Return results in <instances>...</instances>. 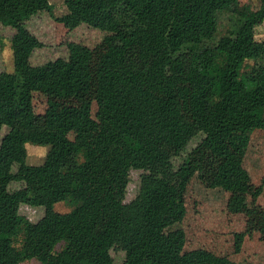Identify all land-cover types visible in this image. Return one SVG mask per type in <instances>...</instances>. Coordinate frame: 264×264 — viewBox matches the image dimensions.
<instances>
[{
  "label": "trees",
  "instance_id": "obj_1",
  "mask_svg": "<svg viewBox=\"0 0 264 264\" xmlns=\"http://www.w3.org/2000/svg\"><path fill=\"white\" fill-rule=\"evenodd\" d=\"M260 1L253 10L241 0H65L57 16L50 0H0V24L15 30L14 71L0 73V134L9 128L0 144V264H237L184 251L177 224L194 177L227 192V209L245 216L237 244L255 233L264 243L263 187L243 166L264 104ZM44 11L103 39L92 48L69 42L66 57L33 65L43 44L26 23ZM27 143L50 146L44 163L27 162ZM133 170L139 186L127 200ZM60 201L72 209L55 210ZM22 203L42 217L21 214Z\"/></svg>",
  "mask_w": 264,
  "mask_h": 264
},
{
  "label": "rangeland",
  "instance_id": "obj_2",
  "mask_svg": "<svg viewBox=\"0 0 264 264\" xmlns=\"http://www.w3.org/2000/svg\"><path fill=\"white\" fill-rule=\"evenodd\" d=\"M54 6V13L61 16L68 9L65 0H50ZM242 5H247L257 10L260 0H241ZM27 29L43 46L36 50L31 58L33 65H43L49 61L64 58L68 55V43L77 42L90 48L97 46L103 39V31L86 23H82L75 29H68L63 23L55 20L48 12H40L26 23ZM15 30L0 24V36L3 39L0 44V73L14 71L13 50L11 39ZM256 39L264 40V22L256 28ZM119 53L118 49L111 51V56ZM33 105L36 113H44L47 108L45 97L35 93ZM97 109L93 105V113ZM259 128L252 132L250 142L244 156V168L248 172L250 182L256 186H262L263 192L258 203L264 206V104L256 113ZM0 134L2 137L9 128L4 126ZM50 146L34 145L27 143V162L32 165L44 163ZM16 166L13 167V170ZM130 184L126 197L131 200L135 197L139 186L140 172L133 170L130 174ZM23 183H13L11 188L23 186ZM229 194L219 189H209L203 186L197 178H192L184 194V216L177 224L185 232L184 251L205 249L215 256L227 257L237 264H264V243L257 233L245 235L242 243H236V234L245 231V216L232 213L227 209ZM54 209L66 213L72 206L66 201L57 202ZM21 214L32 221L39 220L44 210L41 207L22 203ZM61 245H58V249ZM119 261L122 254L113 252ZM22 264H42L38 260H28Z\"/></svg>",
  "mask_w": 264,
  "mask_h": 264
}]
</instances>
